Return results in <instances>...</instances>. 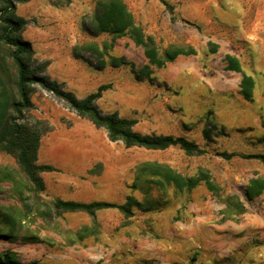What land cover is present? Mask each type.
Wrapping results in <instances>:
<instances>
[{
	"label": "rangeland",
	"instance_id": "obj_1",
	"mask_svg": "<svg viewBox=\"0 0 264 264\" xmlns=\"http://www.w3.org/2000/svg\"><path fill=\"white\" fill-rule=\"evenodd\" d=\"M95 1L16 4V15L27 20L21 37L34 50L31 67L47 62L43 75L79 99L109 84L96 102L103 113L134 119V130L143 134L184 137L203 153L187 156L177 146L126 149L34 86L26 118L50 127L40 139L37 162L54 171L41 173L45 189L34 195L13 173V158L0 152V212L20 223L16 239H0V256L18 264H264V194L245 198L250 180L264 179V165L245 157L264 154V0H166L169 10L158 0L142 6L124 0L160 56L170 46L192 47L198 55L189 64L197 70L167 63L153 67L147 78L136 76L147 60L128 37L109 52L125 65L113 68L106 57L102 70L94 68L97 59L82 46L110 39L85 30ZM143 12L157 24L141 25ZM225 55L252 77L251 101L240 95L241 75L225 70ZM146 161L167 164L187 178L207 173L217 192L203 181L191 189L159 190L138 172ZM58 199L138 205L129 217L107 208L92 219L56 213L47 205Z\"/></svg>",
	"mask_w": 264,
	"mask_h": 264
},
{
	"label": "trees",
	"instance_id": "obj_2",
	"mask_svg": "<svg viewBox=\"0 0 264 264\" xmlns=\"http://www.w3.org/2000/svg\"><path fill=\"white\" fill-rule=\"evenodd\" d=\"M29 1L31 0H0V152L13 158L17 170L12 171L19 180L21 177L24 181L27 192L34 195L42 193L45 184L41 173L54 171L52 166L41 165L37 162L40 139L45 132L50 131V127L40 121L32 124L26 118V114L33 106L31 95L34 92V86H39L62 101L77 117L88 121L95 129L103 130L110 142H121L126 149L136 147L149 151H164L177 146L187 156L203 153V150L194 142L184 137L143 134L134 130L136 124L134 119L120 117L117 112L103 113L97 107L96 102L101 98L102 92L110 88L109 84H102L97 87L95 92L79 99L71 91L65 90L62 84L49 80L43 75L48 66L47 62L31 67L34 50L31 43L21 37L27 20L17 16L15 8L16 4ZM47 1L54 7L68 2V0ZM158 1L168 10L171 9L166 0ZM85 30L94 36L105 34L110 37L109 41L103 42L101 46L94 42L82 46L84 51L97 59L94 67L96 70H102L106 66V57L113 68L126 64L123 57L109 55L116 40L122 37H128L135 46L143 49L147 64L143 65L136 73L138 78L149 77L153 67L163 68L178 56L195 55V50L192 47L170 46L160 56L154 39L145 35L141 26L135 23L124 0H96L89 27ZM76 57L89 63L79 54H76ZM223 61L226 63L225 70L241 75L240 95L245 101H251L254 87L252 77L243 73L235 57L225 55ZM89 65L92 66L91 63ZM220 155L226 159L233 156V154L225 153ZM245 157L257 159L264 165V154H251ZM138 172L147 177L148 182L159 190L169 187L177 191L185 188L191 189L203 181L208 190L217 192V188L207 173L196 178H187L167 164L156 161L141 163ZM262 194H264V179H251L245 190V198L251 201ZM23 200L22 191L20 192V201ZM132 205H138V203L128 202L126 205H117L101 201L82 203L58 199L50 202L47 206L58 214L81 212L93 219L96 211L107 208L118 209L124 216L129 217L132 214L130 211ZM24 207L30 210L27 205ZM19 224L11 214L0 212V239L10 241L16 239L15 233L18 231ZM0 264L18 263L14 258L2 255Z\"/></svg>",
	"mask_w": 264,
	"mask_h": 264
},
{
	"label": "crops",
	"instance_id": "obj_3",
	"mask_svg": "<svg viewBox=\"0 0 264 264\" xmlns=\"http://www.w3.org/2000/svg\"><path fill=\"white\" fill-rule=\"evenodd\" d=\"M138 3H140L141 4V6L144 4V0H138ZM179 7V6H178ZM183 8V7H182ZM182 8L181 7H179V9H180V12L182 11ZM141 16L142 17H144V19L142 20V19H138L139 20V22L141 23V25H143V26H146V24H151V25H153V24H157V20H155L154 18H153V15H147L145 12H143V13H141ZM150 25V26H151ZM254 26V22L252 23V27ZM155 27H156V25H155ZM153 29V28H152ZM152 29H149V31L150 30H152ZM156 29V28H155ZM252 29H254V28H252ZM152 33V32H151ZM117 43V42H116ZM132 43V42H131ZM134 45V44H133ZM198 57V55H190V56H178L174 61H172V62H170V63H175V62H177V65H178V68H180V69H184V71H191L192 69L193 70H197L198 69V67L196 66V67H190L189 66V64H190V62H191V60L192 59H195V58H197Z\"/></svg>",
	"mask_w": 264,
	"mask_h": 264
}]
</instances>
